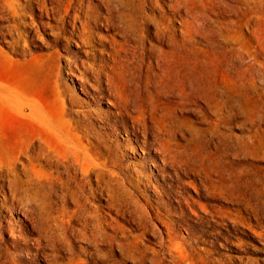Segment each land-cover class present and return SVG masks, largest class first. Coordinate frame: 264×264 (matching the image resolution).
I'll use <instances>...</instances> for the list:
<instances>
[{
	"label": "rangeland",
	"instance_id": "rangeland-1",
	"mask_svg": "<svg viewBox=\"0 0 264 264\" xmlns=\"http://www.w3.org/2000/svg\"><path fill=\"white\" fill-rule=\"evenodd\" d=\"M178 1L0 0V264H264V0Z\"/></svg>",
	"mask_w": 264,
	"mask_h": 264
},
{
	"label": "bare ground",
	"instance_id": "bare-ground-1",
	"mask_svg": "<svg viewBox=\"0 0 264 264\" xmlns=\"http://www.w3.org/2000/svg\"><path fill=\"white\" fill-rule=\"evenodd\" d=\"M171 1V0H170ZM172 2H174V3H172L173 5L172 6H177L178 4H179V1L178 0H172ZM106 3V2H105ZM109 3V2H108ZM110 4V3H109ZM111 5H113V4H111ZM104 6V5H103ZM117 6V5H116ZM44 11H46V10H44ZM44 14V13H43ZM159 38H162V37H159ZM0 139L1 140H4V141H8L9 140V137L8 136H6L5 138H3V136H1L0 137ZM9 190V189H8ZM10 192V191H9ZM12 192H13V190H12ZM12 197V196H11ZM168 199V198H167ZM5 203V202H4ZM20 206V205H19ZM16 211V210H15ZM18 212V211H17ZM20 215H21V213H20ZM25 219V218H24ZM5 226V225H4ZM6 226H7V224H6ZM202 226V225H201ZM12 228V227H11ZM2 230V229H1Z\"/></svg>",
	"mask_w": 264,
	"mask_h": 264
}]
</instances>
